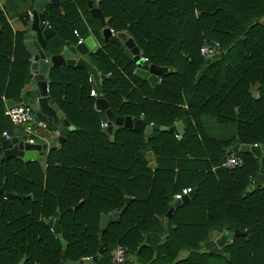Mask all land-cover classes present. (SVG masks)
I'll list each match as a JSON object with an SVG mask.
<instances>
[{
	"label": "trees",
	"instance_id": "obj_1",
	"mask_svg": "<svg viewBox=\"0 0 264 264\" xmlns=\"http://www.w3.org/2000/svg\"><path fill=\"white\" fill-rule=\"evenodd\" d=\"M76 5L86 8V0H61V23L55 21L56 7L46 14L56 32L46 44L50 55L61 52V43L83 40L66 25L73 23L72 13L78 15ZM98 8L106 27L126 34L147 65L172 70L151 87L134 76L135 63L119 46L104 44L91 58L110 111L142 117L146 125L182 121L184 135L146 136L119 128L111 136L100 127L107 121L94 108L84 71L50 69L48 98L75 130L49 149L44 169L38 159L12 158L0 165V190L23 196L4 199L0 193V264H59L61 241L66 264L93 258L101 216L120 211L126 199L119 222L104 228L103 255L95 264H112L117 245L133 264H264V185L249 191L257 174L264 178V0H99ZM88 18L91 33L99 36L100 23ZM204 41L219 44L209 63L199 54ZM29 65V54L0 11V135L14 129L3 117L4 99L20 101ZM204 120L232 125L234 132L215 141L203 129ZM234 144L257 145L263 153L255 159L232 151ZM229 155L243 165L218 169ZM187 188L195 189L192 197L166 218L174 195ZM49 219L58 220L60 234L47 226ZM234 230L246 236L232 237L209 254L217 236Z\"/></svg>",
	"mask_w": 264,
	"mask_h": 264
},
{
	"label": "water",
	"instance_id": "obj_2",
	"mask_svg": "<svg viewBox=\"0 0 264 264\" xmlns=\"http://www.w3.org/2000/svg\"><path fill=\"white\" fill-rule=\"evenodd\" d=\"M31 6L32 18L29 25L26 27V34L23 36L25 40V46L27 49L33 48L35 53L32 57V63L30 64V70L33 72V76L30 81V86L32 91L36 94V105L38 111L33 115L32 120L28 126H34L36 124H43L47 127L56 126V131L58 132V143L61 144L65 136L69 132L74 131V128L64 119L63 113L55 111L51 108L53 103L47 96L46 87L47 83L45 80V75L49 69L60 68L62 66H68L70 68L82 69L87 76L91 79L92 84L96 91L98 92V98L95 99L94 105L95 109L98 112H102L107 121V127L105 132L111 136H114L118 129L121 127L127 130H133L135 132L143 133L148 136L154 131L168 132L169 134L182 136L183 126L181 122H178L171 127L156 126L153 124L146 125L143 119H135L134 117H116L108 108V104L102 96V88L100 85V77L96 69L91 66L89 63L83 59L85 55L89 52H92L95 47V43L91 37H87L81 43L75 46H68L63 48L60 53L55 55H50L47 52V40L53 36V32L50 27L45 24V9L49 6L59 5V0H28ZM99 0H87V6L89 11L95 19L99 20L100 25L104 26L103 15L98 8ZM102 36L105 42L110 44H115L119 46L125 54H127L133 62L135 63L134 75L142 79H146L147 82L154 86L157 80L165 73V69L161 67H156L153 65H147L146 60L140 57L139 49L132 43L130 39L127 38V35L124 33H117L112 35L108 28H104L102 31ZM121 42L123 45H121ZM210 60H206V63H209ZM24 128V127H23ZM0 148L2 155L0 156V165L4 160H9L12 158H20L22 162L26 163L29 161H34L37 159L38 153L42 150H45V145L40 144H29L25 140H22L19 137H12L9 140H3L0 142ZM232 151L238 152L240 154H250L255 159H259L262 155V150L260 146H249L245 144H234L231 148ZM253 185L262 186L264 185L263 175L257 174L253 180ZM195 189H193L188 196L182 198V200H175L169 203L168 211L165 215L166 218H169L173 210L178 207L181 203L187 202L189 198L192 197ZM0 193L3 195L4 199H10L12 197L23 198L19 195H11L3 193L0 190ZM129 202V199H126L125 205L120 211H115L112 214L107 216H101L100 226L103 228L100 234L98 235V249L97 254L93 258H83L76 263L69 264H95L97 263L103 255L102 247V234L105 231V227L110 223H118L119 218L122 213H124L126 206ZM78 204L75 208H78ZM160 225L163 226V220L160 221ZM47 226L51 228L52 232L56 235L60 234L58 220L49 219ZM164 232H167V229L164 227ZM246 236L245 232H239L234 230L230 232H222L214 241V246L209 250V254H216L220 249L227 246L232 237ZM250 240L249 237H247ZM63 247L62 255L59 264L65 263V247L66 243L61 241Z\"/></svg>",
	"mask_w": 264,
	"mask_h": 264
},
{
	"label": "crops",
	"instance_id": "obj_3",
	"mask_svg": "<svg viewBox=\"0 0 264 264\" xmlns=\"http://www.w3.org/2000/svg\"><path fill=\"white\" fill-rule=\"evenodd\" d=\"M80 4H82L81 1H80ZM52 7H56L58 9V16L55 18V21L57 23L58 22L61 23L62 22L61 21L62 18H66L65 13H64L63 9L61 8V0H59V5H57V6L49 5L45 9V14H44V16H45V24L48 25L50 27L51 31L53 32V36H51L47 40L46 44L49 43V41L50 42L51 41H54V35L56 33L55 30H53L51 28V26L48 24V21H47V18H46V14H48L49 10ZM75 9H76V12H77L78 15L75 16L72 13V15H71V18L72 19L71 20H72L73 23L70 24L71 21L67 20V24L66 25L73 26L74 27L73 29L78 32L79 37H81V39L84 40L87 37H91L93 39V41L95 43L94 50L92 52H89L87 55H85L83 57V59H85V61L87 63H89L91 66H93L96 69L98 75L100 77H102L100 71L98 70L97 66L93 62L91 56L95 52L102 50L104 44L108 43V42H105V40H104V38L102 36L103 29L104 28H107L106 25H105L106 20L103 17L104 26H101L100 25L101 26L100 35L99 36H97V35L94 36L91 33L90 28H89V21H90V19L88 18V16L89 17H92V15H91V13L89 11V8L87 6V0H86V8H83L82 5H80V6H77L76 5L75 6ZM0 11L2 12L3 17L5 18V20H6L7 24H8V26H9V28L11 29L12 33L15 35L16 42H18V44L21 47H23L26 50V52L29 54V56H30V64H31L32 63V57H33V55L35 53V50L33 48L27 49V47L25 46V40L23 39V36L26 34L25 29H26V27L30 23V21H28L27 19H23L25 17V13L27 11H31V6L29 4V1L28 0H0ZM92 18H94V17H92ZM97 21L99 22V20H97ZM110 32H111L112 35H115V34L112 33L111 30H110ZM83 35H86V36L83 37ZM127 38H128V36H127ZM61 44L63 45V48H66V47L69 46V44H67V43H61ZM121 45H123L122 42H121ZM72 46H75V45H72ZM50 69H53V68L52 67H49V71L45 75V80H46L47 83H48ZM54 69H59V68H54ZM166 72H172V70L165 69V73ZM85 75H87V74L85 73ZM32 76H33V72L30 70V65H29V82L23 88V90L20 93V101L19 102H16V101H13V100H5L4 99V104L6 106H11V105H15V104H29L32 107V109H33V115L38 111V108H37V105H36V94H35L34 91H32L31 86H30V81H31ZM135 77H137V76H135ZM161 77L157 80V82H156L155 85H157L159 83ZM137 78H139V79L144 80V81L147 82L146 79H142L140 77H137ZM100 83H101V80H100ZM154 86H151V87H154ZM47 96H48V94H47ZM51 108L53 110H55V111H58V112L60 111L59 108H58V106H57V104L54 101H53V103L51 105ZM94 108H95V105H94ZM63 117L65 119L64 114H63ZM140 118H142V117H140ZM178 122H181V124L183 126V131L185 132V125L183 124L182 121H177L174 124H176ZM55 127L56 126H50V127L45 126V128L43 129V128L40 127V124L34 125V128L38 131V137L36 139V144L45 145V147H46L45 150H42L40 153H38V156H37V159L39 161H41L40 164H41L42 169L45 168L44 159H45V157H46L49 149L52 148V147H58V145H59V143H58V132L56 131V128ZM202 127H203L204 130L207 131V133H208V134L206 133L207 136L209 138H211V139H214L215 141L226 140L227 138L231 137V135L234 132V127L232 125L217 126V125H214L213 123L208 122L206 120L203 121ZM9 131H10L9 134H10L11 138L12 137H19L20 138L19 133L20 132L22 133V130L21 129H12L11 128V129H9ZM183 135H184V133H183ZM182 136H178L177 139H180ZM223 150H225V149H223ZM262 153H263V151H262ZM145 157L147 158V160L149 162V168L151 170H154L155 167H156V164H155V161H154L151 153L150 152H147L145 154ZM253 188H254V185H251V187L249 188V191L252 190ZM215 239H214V241H215ZM209 264H223V263L219 262L217 259H210L209 260Z\"/></svg>",
	"mask_w": 264,
	"mask_h": 264
},
{
	"label": "built area",
	"instance_id": "obj_4",
	"mask_svg": "<svg viewBox=\"0 0 264 264\" xmlns=\"http://www.w3.org/2000/svg\"><path fill=\"white\" fill-rule=\"evenodd\" d=\"M32 14L31 11H27L25 13V17L23 19H27L31 21ZM73 34L77 37L76 31H73ZM82 40H78L77 44L81 43ZM199 54L204 60H211L215 58L219 54V44L217 42H206L204 41L200 48ZM141 57V53H140ZM88 81L92 84L91 79ZM46 92L48 93V88L46 87ZM89 96L92 98H98V92L94 88L92 84V88L89 90ZM3 117L7 118L12 124L14 129H21L25 134V141L29 144H36V139L38 137V131L34 128V126H26L30 123L33 117V109L29 104H15L11 106L4 107ZM24 127V128H23ZM41 128H45V125L40 124ZM102 129L107 127V122L102 123L100 125ZM2 140H9L11 138L8 132L1 133ZM175 138H178L177 135H174ZM243 165V160L239 156L229 155L226 159L217 167L218 169L224 170H233L236 168H240ZM213 169L212 171H214ZM191 192L190 189H182L180 193L174 195L172 201L182 200L183 197L188 196ZM128 261V252L125 247L117 245L112 252L110 253V262L112 264H126Z\"/></svg>",
	"mask_w": 264,
	"mask_h": 264
},
{
	"label": "rangeland",
	"instance_id": "obj_5",
	"mask_svg": "<svg viewBox=\"0 0 264 264\" xmlns=\"http://www.w3.org/2000/svg\"><path fill=\"white\" fill-rule=\"evenodd\" d=\"M19 136H20V138L22 139V140H24L25 139V134L23 133V131H22V133L20 132L19 133ZM128 262L131 264H133L134 263V261L132 260V259H130L129 257H128Z\"/></svg>",
	"mask_w": 264,
	"mask_h": 264
}]
</instances>
